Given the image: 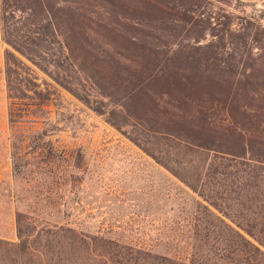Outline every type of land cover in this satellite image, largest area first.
Here are the masks:
<instances>
[{
  "label": "trees",
  "instance_id": "obj_1",
  "mask_svg": "<svg viewBox=\"0 0 264 264\" xmlns=\"http://www.w3.org/2000/svg\"><path fill=\"white\" fill-rule=\"evenodd\" d=\"M193 1L1 0L11 178L58 174L44 126L59 87L200 199L193 226L149 246L64 225L37 231L17 212L18 242L0 240L12 264H264V61L235 63L230 43L258 33L235 32L240 18L217 11L213 42L183 51L139 28L158 20L199 34Z\"/></svg>",
  "mask_w": 264,
  "mask_h": 264
},
{
  "label": "rangeland",
  "instance_id": "obj_2",
  "mask_svg": "<svg viewBox=\"0 0 264 264\" xmlns=\"http://www.w3.org/2000/svg\"><path fill=\"white\" fill-rule=\"evenodd\" d=\"M192 3L197 4L192 23L198 21L206 29L199 34L189 27H177L173 32L174 27L168 28V24L161 27L158 20L139 28L149 31L143 34L161 47L167 43L171 49V41H176L178 50L188 51L184 46L213 42L210 33L220 27L217 23L223 20H216L215 12L231 13L240 18L235 20L232 30L236 32L247 26L249 32H257L259 36L257 41L250 37L245 43L231 38L230 43L236 48L235 63L239 57L242 64L250 57L264 61V58L261 60L264 56V0H203L200 6L198 0ZM194 38L200 40L196 43ZM149 46L152 47L151 42ZM7 48L0 39L1 241L18 242L17 212L26 215V222L34 219L37 231L64 225L83 232L101 231L120 241L145 246L153 245L163 231L177 232L193 226L196 201L200 199L89 107L59 87H56L58 98L48 107L50 126H44L57 155L61 156L58 174L53 179L43 176L35 180L30 174L13 180L4 78ZM32 69L39 82L52 83L36 68ZM125 130L131 131L130 128ZM8 259L6 251L0 248V264H12Z\"/></svg>",
  "mask_w": 264,
  "mask_h": 264
}]
</instances>
